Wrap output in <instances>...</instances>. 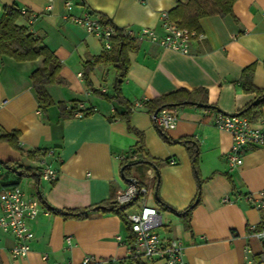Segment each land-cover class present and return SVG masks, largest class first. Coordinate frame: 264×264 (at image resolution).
<instances>
[{
	"label": "crops",
	"instance_id": "crops-1",
	"mask_svg": "<svg viewBox=\"0 0 264 264\" xmlns=\"http://www.w3.org/2000/svg\"><path fill=\"white\" fill-rule=\"evenodd\" d=\"M189 1L0 0V17L4 7L27 10L30 16H20L17 25L27 28L61 65L60 83L46 86L53 104L42 109L29 78L42 60L16 62L0 57V102L4 101L0 105V136L17 131L23 151L46 152L43 157L29 159L0 141V161L33 168L40 175L47 167L56 171L54 180L21 178L17 186L26 197L38 200L40 194L57 210L99 205L128 184L121 177V161L138 142L124 121L107 120L122 114L124 108L90 93L80 76L88 61L108 55L110 50L64 17L95 14L121 29L146 27L162 35L161 14L169 15ZM67 3L72 6L70 11ZM198 26L203 38L192 40L186 55L133 40L121 94L134 107L130 126L143 134L146 152L169 163L158 169L156 191V172L148 169L143 174L144 187H150L148 205L161 217L155 232L165 240H178L188 264H252V257L264 258V242L249 229L251 225L260 229L262 213L243 196L264 191V148L247 149L242 165L231 170L227 164L231 136L214 127L213 120L217 113L236 114L256 97L242 86L244 69L252 66L251 84L264 89V0H236L231 16L203 17ZM114 77L109 62L96 64L88 74L92 89L105 94L112 93ZM180 89H205L210 105L169 109L175 122L164 130L170 140L190 139L198 149L197 176L202 183L189 229L184 227L180 213L197 190L190 158L183 145L167 143L160 137L144 107L145 102ZM73 103H77L75 111H82L84 117H61L59 105L69 111ZM90 108L94 112L88 114ZM259 112L260 117L251 122L254 125L264 121V105ZM1 174H5L0 179L4 184L17 180L15 174L0 168ZM155 196L169 209H160ZM225 197L229 202L223 200ZM27 224L33 238L23 258H12L14 241L0 231V264H84L86 257L92 258L89 264L129 262L126 225L112 213L93 210L84 220L39 213Z\"/></svg>",
	"mask_w": 264,
	"mask_h": 264
},
{
	"label": "trees",
	"instance_id": "trees-1",
	"mask_svg": "<svg viewBox=\"0 0 264 264\" xmlns=\"http://www.w3.org/2000/svg\"><path fill=\"white\" fill-rule=\"evenodd\" d=\"M235 1L236 0H190L186 6L179 4L176 9L169 13L168 16L169 19L175 22L179 27H184L198 32V20L200 18L208 16H231L232 7ZM20 16H25L28 18L30 15L28 12L25 15H21L19 9L14 5L3 8V12L0 17V57L4 56L12 58L16 62L35 61L39 58L42 60L41 65L30 74L29 78L38 104L42 109H45L53 104L48 92L46 91V86L60 83V61L47 47L43 46L40 41L35 39L32 34L29 33L27 28L17 25L16 21ZM100 17L105 23L112 25L108 19L103 16ZM112 27L115 30V36L111 39V48L109 54L94 57L91 59V61H88L85 64L83 73H81L80 76L86 82V86L90 93H96L101 98H103V100L115 102L124 108V112L122 114H116L107 118V120L109 122L113 120L124 121L127 125V130L135 134L138 138V142L133 148L129 150V152L121 161L122 179L124 181L133 179L137 187H144L145 182L143 179V174L146 170L153 169L156 172V177L154 179V191H156L159 181L158 169L164 165H168L169 163L166 160L152 158L145 150L143 134L130 126V113L134 107L123 98L121 94V85L128 70L127 52L133 49V39L125 35L124 29L113 25ZM101 62L111 63L115 70L111 94L95 91L92 89L88 80L89 72H91L92 68L96 64ZM252 72V66L244 69L242 71L240 81L245 91L249 93H255L256 97L246 107L236 113V115L245 117L250 122L257 120L260 117L259 109L262 107V105H264V89L255 88L249 80ZM76 105L77 103H73L69 111L66 110L63 105H59L61 117L73 115L74 111L76 110ZM188 105L210 108L207 100V91L205 89H197L193 91L180 89L176 92L156 97L145 102L144 104L147 113L153 119V124L160 134V137L167 143H177L183 145L190 158L192 170L197 180V190L196 195L189 206L182 213H180V215L183 217L182 221L186 229H189L192 210L196 207L200 200V184L202 181H200L197 176L198 149L196 144L190 139H179L177 141L170 140L165 135L164 130H162L157 125L154 115L156 114L157 116L162 109H174ZM93 112L94 111L92 108L88 109V114ZM18 137L19 133L17 131H12L11 133H5L1 135L0 141L9 144V146L17 150L21 156L27 157L29 159H36L45 156L46 152L44 150L35 149L31 151H23L18 145ZM0 168L5 170V173H13L17 176L16 181H12L7 184H4L1 180L0 190L17 186L20 179L23 177H32L38 179L41 176L33 168L24 167L10 161H0ZM133 172H135L137 175H133ZM4 175L5 174H1L0 179L3 178ZM138 200L139 197H136L129 204L119 205L116 201V196L112 195L107 201L86 209L57 210L49 207L43 200L42 196L40 194L38 195L39 203L45 207L44 209L48 213L58 215L64 220H84L87 218L88 213L93 210L116 215L122 222L125 223L127 228L126 243L130 250L128 264L130 262L134 264H149L147 261L134 254V237L124 215L125 210L136 204ZM155 200L160 209H169V207L165 206L159 201L157 196H155ZM252 264H264V258H262V256H254L252 257Z\"/></svg>",
	"mask_w": 264,
	"mask_h": 264
},
{
	"label": "built area",
	"instance_id": "built-area-1",
	"mask_svg": "<svg viewBox=\"0 0 264 264\" xmlns=\"http://www.w3.org/2000/svg\"><path fill=\"white\" fill-rule=\"evenodd\" d=\"M50 8V6L47 7V9ZM71 8V4L67 3L66 9L70 11ZM19 12L21 15H25L27 10L21 8ZM64 18H69L88 34L100 39L105 49L110 50L111 39L115 36V30L112 25L101 20L99 15L87 14L81 17L65 16ZM160 20L162 35H157L154 29L146 27L137 31L126 28L124 29L125 35L133 40L147 41L183 55L189 53L192 40L203 38L199 32L179 27L169 19L166 13L161 14ZM2 104L4 101L0 102V105ZM73 116L80 119L84 117V113L74 111ZM155 121L162 130H165L175 122V116L169 109H162L155 117ZM213 125L231 136V147L227 153V164L231 170L242 165L243 155L247 149L264 148V121L260 125H254L245 117L236 114L217 113ZM41 176L46 180H54L56 171L47 167L42 171ZM146 194L147 189L137 187L134 182L126 184L116 193V201L119 205L129 204L134 198L139 197L138 202L124 212L134 237V254L149 263L188 264L183 256V247L178 240H165L155 232V228L161 224V217L154 207L145 203ZM243 198L251 207L262 213L260 229L256 230L255 225H251L249 229L264 242V191L246 194ZM223 200L229 202L226 197ZM39 213L46 214L48 212L45 209L42 210L37 199L26 197L19 186L0 190V231L10 235L14 241L10 250L12 258L19 259L27 255L29 242L33 238L27 222L35 219ZM117 239L121 240L120 237ZM91 261L92 258L86 257L83 263L89 264ZM129 264L134 263L130 262Z\"/></svg>",
	"mask_w": 264,
	"mask_h": 264
},
{
	"label": "rangeland",
	"instance_id": "rangeland-1",
	"mask_svg": "<svg viewBox=\"0 0 264 264\" xmlns=\"http://www.w3.org/2000/svg\"><path fill=\"white\" fill-rule=\"evenodd\" d=\"M146 188H147V192H148V193H147V197H146V198H147L146 203L148 204V203H149L148 200L150 199V197H149V190H150V187L147 185Z\"/></svg>",
	"mask_w": 264,
	"mask_h": 264
},
{
	"label": "water",
	"instance_id": "water-1",
	"mask_svg": "<svg viewBox=\"0 0 264 264\" xmlns=\"http://www.w3.org/2000/svg\"><path fill=\"white\" fill-rule=\"evenodd\" d=\"M155 117H156V114L154 115V118H155ZM127 182H128V183H132V182L135 183V181H134L133 179H128Z\"/></svg>",
	"mask_w": 264,
	"mask_h": 264
}]
</instances>
